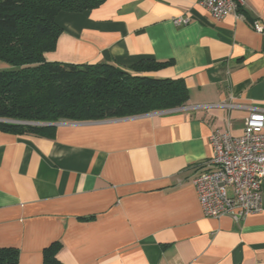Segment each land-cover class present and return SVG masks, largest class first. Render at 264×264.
Returning a JSON list of instances; mask_svg holds the SVG:
<instances>
[{
    "label": "crops",
    "instance_id": "obj_1",
    "mask_svg": "<svg viewBox=\"0 0 264 264\" xmlns=\"http://www.w3.org/2000/svg\"><path fill=\"white\" fill-rule=\"evenodd\" d=\"M55 21L47 62L169 61L149 75L181 79L189 99L60 122L53 138L0 130V248L19 264H43L57 242L62 264H264V179L262 211L239 222L205 217L191 185L212 156L209 136H240L251 108L264 110V0L219 21L198 0H107Z\"/></svg>",
    "mask_w": 264,
    "mask_h": 264
},
{
    "label": "trees",
    "instance_id": "obj_2",
    "mask_svg": "<svg viewBox=\"0 0 264 264\" xmlns=\"http://www.w3.org/2000/svg\"><path fill=\"white\" fill-rule=\"evenodd\" d=\"M107 0H0V130L54 137L64 121L88 122L135 117L183 107L188 93L181 79L150 73L171 62L141 61L121 69L111 63L74 65L47 62L61 28L60 12L92 11ZM52 244L43 264H62ZM15 249L0 248V264H19Z\"/></svg>",
    "mask_w": 264,
    "mask_h": 264
},
{
    "label": "built area",
    "instance_id": "obj_3",
    "mask_svg": "<svg viewBox=\"0 0 264 264\" xmlns=\"http://www.w3.org/2000/svg\"><path fill=\"white\" fill-rule=\"evenodd\" d=\"M244 0H198L214 20L239 15ZM189 23L186 18L173 20L175 26ZM256 32L263 28L253 24ZM225 107L234 106L225 104ZM211 158L203 171L191 180L199 207L207 218L225 216L239 222L262 211V181L264 179V110L251 108L242 134L232 136L217 131L209 136Z\"/></svg>",
    "mask_w": 264,
    "mask_h": 264
},
{
    "label": "water",
    "instance_id": "obj_4",
    "mask_svg": "<svg viewBox=\"0 0 264 264\" xmlns=\"http://www.w3.org/2000/svg\"><path fill=\"white\" fill-rule=\"evenodd\" d=\"M29 125H33V126H55L56 124H38V123H30Z\"/></svg>",
    "mask_w": 264,
    "mask_h": 264
}]
</instances>
